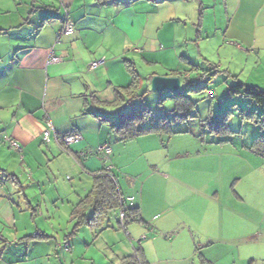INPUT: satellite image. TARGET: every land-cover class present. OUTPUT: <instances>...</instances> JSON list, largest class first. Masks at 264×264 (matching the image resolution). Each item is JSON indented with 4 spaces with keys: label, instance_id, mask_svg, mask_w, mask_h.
Returning <instances> with one entry per match:
<instances>
[{
    "label": "rangeland",
    "instance_id": "rangeland-1",
    "mask_svg": "<svg viewBox=\"0 0 264 264\" xmlns=\"http://www.w3.org/2000/svg\"><path fill=\"white\" fill-rule=\"evenodd\" d=\"M200 1L202 38L189 43L188 48L176 47L183 69L192 67L182 55L198 66L188 72L195 84L188 87L193 91L185 94L186 101L176 100L166 91L155 93L145 81V75L162 73L169 65L158 60L159 52H168L164 44L155 52L153 61L157 63L148 65L139 59L135 67L142 93L130 107L148 108L155 117L172 119L171 130L177 134L168 139L169 157L189 153L168 164L171 181L152 178L156 206L170 209L167 215L156 210V214L145 216L152 231L141 223H129L125 230L116 213L103 223V230L86 223L75 229L68 201L75 202L73 189H81L75 186L78 177L55 172L51 184L44 182L47 169L39 172L24 165L17 167L10 162L9 155L14 153L1 144L5 151L0 152L4 170L0 171V264H122L124 257L139 248L148 264H200L199 255L212 264H264V157L248 149L260 127L243 118L255 110L264 119V108L248 97L228 95L236 82L264 91V51H251L248 40L236 39L226 31L221 0ZM164 61L172 64L176 59L169 53ZM211 116L226 120L230 132L219 128L215 134L203 128L205 123L200 121ZM105 162V168L110 166V157ZM13 174L21 179L19 190L13 187ZM25 184L29 186L23 189ZM57 192L68 198L62 195L55 200ZM86 210L90 209L78 212L89 216ZM190 227L196 246L188 234ZM205 237H213L214 243L208 245Z\"/></svg>",
    "mask_w": 264,
    "mask_h": 264
},
{
    "label": "crops",
    "instance_id": "crops-1",
    "mask_svg": "<svg viewBox=\"0 0 264 264\" xmlns=\"http://www.w3.org/2000/svg\"><path fill=\"white\" fill-rule=\"evenodd\" d=\"M221 1L226 31L236 39L248 40L251 51H264V0ZM203 14L200 0L198 4L194 0H0V145H7L3 136L17 141L20 150H11L14 154H8L10 162L39 172L47 169L44 182L51 184L55 172L78 177L75 186L81 189H73L75 202L68 201L71 221L77 203L91 188L94 174L105 169L106 160L96 153L103 145L111 150L115 184L121 195L131 200V207L138 209L141 224L149 229L152 226L145 216L156 214V210L160 214L169 212L156 206L152 178L171 181L168 164L189 153L177 152L169 157L168 139L173 135L148 133L119 141L111 124L96 118L114 109L96 101H112L116 90L128 85L130 76L124 60H132L135 67L139 59L148 65L157 63L153 61L155 52L163 44L168 52H159L158 60L169 65L162 73H148L145 81L149 84L154 75H168L178 76L181 88L183 83L187 85L189 73H171L183 69L176 58V47L181 44L188 48L189 43L202 38ZM66 18L74 25L70 35L60 33ZM169 53L175 63L164 61ZM51 54L58 62L49 63ZM102 60V65L89 69L92 62ZM47 122L54 132L48 145L41 140ZM72 134L81 139L63 147L60 138ZM2 147L0 152L5 151ZM0 171H4L2 166ZM30 172L33 180L34 172ZM36 181L40 182L39 178ZM20 182L13 174V187L18 189ZM62 195L68 198L57 192L55 200ZM88 211L91 209L86 214ZM188 234L196 246L193 227ZM205 238L208 245L214 243L213 237Z\"/></svg>",
    "mask_w": 264,
    "mask_h": 264
},
{
    "label": "trees",
    "instance_id": "trees-1",
    "mask_svg": "<svg viewBox=\"0 0 264 264\" xmlns=\"http://www.w3.org/2000/svg\"><path fill=\"white\" fill-rule=\"evenodd\" d=\"M69 19H63L62 27ZM61 27V28H62ZM74 32V29H73ZM70 35V34H69ZM185 62L191 66L190 70L182 69L180 71H173L172 74L175 75H184L189 71H195L198 66L187 61L186 58L182 57ZM125 66L128 69V74L130 76V82L127 86L121 87L116 90L115 98L112 101H99L97 104L103 106H108L113 108L112 113L98 114L96 115L97 119L101 121L108 122L111 124V129L117 135L119 141L131 140L135 137L146 135L148 133H159L162 135H176V132L171 130V121L172 119L161 116L155 117L148 108H137L136 106L130 107L135 99H139L142 92H140V77L137 73V70L132 61L124 60ZM104 63V62H103ZM171 75V74H170ZM168 76V75H167ZM203 75H200L202 78ZM208 77V76H207ZM192 84L188 82L183 88H181L176 94H174V99L186 101V93L188 91H193L188 87ZM197 87V86H196ZM195 90V89H194ZM229 96L242 95L243 97L250 98L257 106L264 108V91L258 89V87L247 86L236 82L228 90ZM94 98V96H93ZM212 98V97H211ZM96 99V97H95ZM101 111V108H97ZM184 110L188 111L187 107ZM244 114V112H242ZM245 119L254 121L259 127L260 134L254 138L252 144L248 149L258 156L264 157V119L263 115L256 114L255 110L244 114ZM116 119V121H113ZM184 119V118H182ZM201 123H205L203 128H208L210 132L217 134L220 131H217L219 128L224 130L226 133L230 132L226 120H218V117H210L207 120H201ZM182 133V132H181ZM3 136L2 139H4ZM42 140V136H41ZM4 142V140H3ZM17 142V141H16ZM18 143V142H17ZM43 144H50L44 143ZM7 144V143H6ZM8 146V145H7ZM63 146V145H62ZM10 149V147L8 146ZM12 150V149H10ZM13 151V150H12ZM114 177V176H113ZM112 176L106 173V170L103 169L100 173L94 174L92 178V185L90 190L86 195L79 200L72 216L75 220V229L77 226L86 223L92 229H102L103 223L109 222V217L112 213H116L118 218V224L120 227L125 228L129 223H141L138 209L128 206L126 203H122L120 196L121 193L115 184V181ZM89 207L91 209L90 215L86 216L83 213L78 212L81 207ZM120 211L124 214L123 225L119 220ZM108 227V226H107ZM74 229V230H75ZM199 255V254H198ZM200 264H212L210 261L203 258L201 255ZM122 264H148L144 258L141 248L135 249L134 254L128 255L122 259Z\"/></svg>",
    "mask_w": 264,
    "mask_h": 264
},
{
    "label": "built area",
    "instance_id": "built-area-1",
    "mask_svg": "<svg viewBox=\"0 0 264 264\" xmlns=\"http://www.w3.org/2000/svg\"><path fill=\"white\" fill-rule=\"evenodd\" d=\"M73 29H74L73 22L71 20H68V21H66L64 26L61 28L60 33L63 35H69V34L73 33ZM56 62H58V58H56L53 54H51L50 59H49V63H56ZM102 64H103V60L92 62L90 64L89 69L94 70ZM209 96L212 97V93H209ZM52 133H54L53 132V126L50 122H47L45 124V128L42 132V141L44 143H49L51 141ZM55 139H57V138L55 137ZM60 139H61L60 140L61 145H63V147H66L70 144L78 142L81 139V136L76 135V134H72V135H66L64 137H61ZM3 140L5 143H7V145L10 147V149H12L13 151H19L20 150V146L15 140H12L6 136L4 137ZM110 152H111V150H110L109 146H106V145L100 146L96 149V153L102 155L106 161H108ZM105 170H106V173H108L110 176H112V171H111L110 166L105 168ZM113 179H114V177H113ZM120 199H121L122 203H126V204L129 203V205L132 206V202L129 198L125 199L123 196H120ZM119 220L121 221V223L123 225L124 214L122 211H120V213H119ZM149 230L152 231V228H150ZM143 238L144 237H141V239L138 240V243H140V240H142Z\"/></svg>",
    "mask_w": 264,
    "mask_h": 264
},
{
    "label": "water",
    "instance_id": "water-1",
    "mask_svg": "<svg viewBox=\"0 0 264 264\" xmlns=\"http://www.w3.org/2000/svg\"><path fill=\"white\" fill-rule=\"evenodd\" d=\"M150 89L155 93L169 92L176 94L181 89V81L178 76L154 75L149 80Z\"/></svg>",
    "mask_w": 264,
    "mask_h": 264
}]
</instances>
